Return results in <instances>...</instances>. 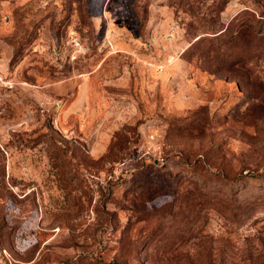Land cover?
Here are the masks:
<instances>
[{
    "label": "rangeland",
    "instance_id": "obj_1",
    "mask_svg": "<svg viewBox=\"0 0 264 264\" xmlns=\"http://www.w3.org/2000/svg\"><path fill=\"white\" fill-rule=\"evenodd\" d=\"M0 264H264V0H0Z\"/></svg>",
    "mask_w": 264,
    "mask_h": 264
}]
</instances>
